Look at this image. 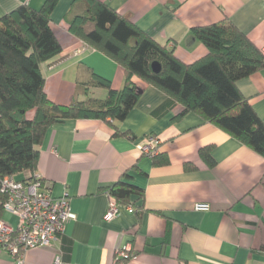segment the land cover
Masks as SVG:
<instances>
[{"label":"crops","instance_id":"crops-1","mask_svg":"<svg viewBox=\"0 0 264 264\" xmlns=\"http://www.w3.org/2000/svg\"><path fill=\"white\" fill-rule=\"evenodd\" d=\"M161 45L190 64L207 53L191 33L196 26L230 21L264 51V0H101ZM45 0H0V17L19 5L38 9ZM73 0H58L50 26L61 52L41 65L47 97L67 105L87 96L103 99V87L84 85L96 76L113 89L124 70L69 31L66 14ZM82 4L74 6L79 12ZM143 91L127 117L113 121L66 119L49 127L38 145L34 173L51 183L55 197L67 195L76 218L50 247L24 253L23 264H112L114 251L128 245L130 264H264V158L157 87L137 77ZM237 88L264 122V67L237 81ZM33 110L27 118L34 116ZM147 135L159 139L169 163L155 166L139 146ZM211 146L209 167L199 149ZM192 166L186 170L185 164ZM128 171L141 187L142 210L121 206L105 221L106 187ZM32 173L22 171L15 178ZM197 204L205 208L197 209ZM2 218L16 227L15 216ZM15 261L0 249V264Z\"/></svg>","mask_w":264,"mask_h":264},{"label":"trees","instance_id":"trees-1","mask_svg":"<svg viewBox=\"0 0 264 264\" xmlns=\"http://www.w3.org/2000/svg\"><path fill=\"white\" fill-rule=\"evenodd\" d=\"M58 0H45L38 9L19 5L0 17V179L22 171L34 173L38 145L49 127L66 119H100L110 126L124 120L143 89L132 77L159 88L183 106V113L196 112L264 158V122L237 88V81L264 67V51L230 21L222 20L191 29L207 48L202 58L187 64L173 47L161 45L101 0H73L65 18L69 31L124 70V84L113 89L99 76L84 85L103 87V99L87 96L67 105L51 101L44 91L43 62L61 52L50 15ZM82 4L76 12L74 6ZM160 65L154 71L152 63ZM34 116L27 118V112ZM211 146L201 147L200 158L215 165ZM155 166L169 163L168 156H152ZM192 166L185 164V169ZM31 174V175H32ZM31 175L25 179L31 177ZM17 179V178H16ZM125 171L105 191L120 206L142 210L141 187ZM5 195L0 191V217Z\"/></svg>","mask_w":264,"mask_h":264},{"label":"built area","instance_id":"built-area-1","mask_svg":"<svg viewBox=\"0 0 264 264\" xmlns=\"http://www.w3.org/2000/svg\"><path fill=\"white\" fill-rule=\"evenodd\" d=\"M158 146L159 139L154 135H147L139 150L142 155L152 157L158 153ZM51 187V183L37 173L26 180H18L12 175L0 179V191L6 197L2 205L3 212L18 220V225L14 227L0 217V249L15 257L12 264H23L24 253L29 249L50 247L64 231L66 222L76 218L70 209L67 195L55 197ZM124 207L131 211L137 210L131 205ZM120 208L110 198L103 219L112 220L118 215ZM196 208H205V205L197 204ZM130 259V247L122 246L114 251L112 264H130ZM54 264L67 263L56 256Z\"/></svg>","mask_w":264,"mask_h":264},{"label":"water","instance_id":"water-1","mask_svg":"<svg viewBox=\"0 0 264 264\" xmlns=\"http://www.w3.org/2000/svg\"><path fill=\"white\" fill-rule=\"evenodd\" d=\"M152 68L154 71H159L160 65L157 62L152 63Z\"/></svg>","mask_w":264,"mask_h":264},{"label":"rangeland","instance_id":"rangeland-1","mask_svg":"<svg viewBox=\"0 0 264 264\" xmlns=\"http://www.w3.org/2000/svg\"><path fill=\"white\" fill-rule=\"evenodd\" d=\"M32 112H34V110Z\"/></svg>","mask_w":264,"mask_h":264}]
</instances>
